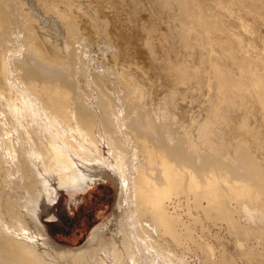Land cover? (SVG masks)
<instances>
[{
    "label": "bare ground",
    "instance_id": "obj_1",
    "mask_svg": "<svg viewBox=\"0 0 264 264\" xmlns=\"http://www.w3.org/2000/svg\"><path fill=\"white\" fill-rule=\"evenodd\" d=\"M21 1L0 0V264H264V164L253 152L223 140L199 100L186 95L190 87L154 98L158 80L121 34L114 9V17L104 14L113 27L101 26L96 53L83 36L89 29L67 12L45 21L54 32H40L41 17L35 21ZM156 1L170 16L168 33H160L170 44L210 45L191 41L201 22L191 0ZM144 26L148 39L159 33ZM216 72L220 97L237 87ZM111 177L119 184L111 216L86 244L56 243L38 216L41 200L50 206L60 190L82 194Z\"/></svg>",
    "mask_w": 264,
    "mask_h": 264
},
{
    "label": "rangeland",
    "instance_id": "obj_2",
    "mask_svg": "<svg viewBox=\"0 0 264 264\" xmlns=\"http://www.w3.org/2000/svg\"><path fill=\"white\" fill-rule=\"evenodd\" d=\"M71 1L23 0L21 4L25 10H30L31 16H34L35 12L38 14V16L35 15L33 18L35 21L38 22V17H41L42 20L39 19L43 27H41L40 22H38V25L35 24L40 32L43 30H52L50 33L54 32L53 27L49 26V29L47 27L48 22L45 21H48L50 17L51 19L55 18L59 11L67 12L69 16L67 18H70L72 21L75 20L74 24L77 26L80 24L79 28L82 27L83 29L86 26L85 28L89 29L87 33H83L82 29H79V31L80 33L82 31L83 36H88L89 42L87 47L89 48L90 46L94 52L102 51L99 46L102 45L100 44L101 42L104 43L105 41L104 33L101 32V26L109 24V26L107 25L109 30L110 26L113 27L112 20L115 18L114 21L116 23L119 22L118 25H120L121 30H125L121 34L133 43L137 52L139 51L142 67L147 69L150 76L151 74L154 75V82L158 80V84L154 85V98L165 97L174 89L183 91L184 88L186 90L187 86L190 87L187 90L191 89L193 95L190 94V90L187 91L190 92L186 93V95L188 94L189 98L192 96L199 100L202 116L210 119L220 129V136L223 140L231 146L248 147L259 161L264 164V0H191L195 5V9L201 15L200 26L196 27L195 35H192L191 41L194 42L196 39L202 37L203 40H208L210 44L209 46L208 44L207 46L203 45L200 49L190 48L191 50L180 49L179 46L170 44L169 42L171 41L160 35L161 32L163 34L168 33L167 24L171 23L169 22L171 20L168 13L169 20L167 19V14L163 12L156 0H138V4L135 5L137 7L140 6L139 10L136 6V8L132 7L131 2L128 3L130 0H125V2L124 0H89V2L87 0H80V2L79 0H73L72 4ZM76 1H78V5H76ZM114 2L115 4H113ZM86 3L88 4L87 6H92L88 7V10L87 6L85 8ZM80 4L88 12L90 11L88 15L86 14V10L80 7ZM96 4L99 5L97 6ZM155 4L159 7L160 12H158L160 14H158V8L155 7ZM77 6L78 8H82V10H79ZM111 6L115 8L110 10ZM75 8L78 12L75 11ZM91 8H94L93 12H91ZM98 9L101 11H99L100 17H91L92 14H98ZM148 9H152L153 14L155 13L156 15H153ZM112 10L113 12L115 11L116 17L113 16ZM134 10L139 12L135 15ZM80 11L86 13L82 14ZM120 11L121 15L118 14ZM106 12L110 17L114 18L104 17ZM162 14L163 18L161 19L164 20L158 17ZM1 16L4 17V14ZM45 16L47 20H45ZM94 19L96 23L93 22L95 21ZM82 20L87 25H82ZM98 21L99 26H97L99 29L96 26ZM100 21L102 23L103 21L106 22L101 25ZM144 24V28L156 25L157 27H155L158 28L159 35L156 34L157 32H154V35L150 36L154 37L148 39L145 36V32L141 33L144 29L142 28V31L139 29ZM155 29L154 31H156ZM116 30L118 32V28ZM127 31L130 35L129 33L127 35ZM156 39L158 41H154ZM160 41H162V44L159 43ZM77 45L76 43L75 46ZM217 68L227 78L238 81L237 87L233 86V89L228 85L227 93H223L222 97L219 96L222 92L218 90ZM175 83L179 85L177 86ZM170 87L172 90H169ZM166 91L169 93H166ZM210 103L214 105L212 110L208 108ZM118 198V180L114 177L108 179L101 178L91 181L88 188L82 194L75 191L60 190L58 195L53 196L52 205L50 206L42 199L38 209V216L43 225H45L49 236L56 243L65 247H79L89 242L96 227H99L111 216L115 210ZM220 234L223 237L221 240L225 241L228 248H233L228 241L230 237L224 231ZM213 244H215L214 246H218L216 242Z\"/></svg>",
    "mask_w": 264,
    "mask_h": 264
}]
</instances>
